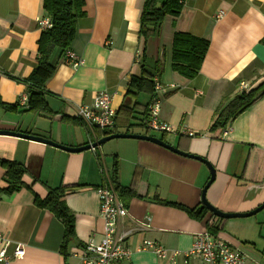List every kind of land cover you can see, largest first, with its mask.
Returning <instances> with one entry per match:
<instances>
[{
	"label": "crops",
	"instance_id": "obj_1",
	"mask_svg": "<svg viewBox=\"0 0 264 264\" xmlns=\"http://www.w3.org/2000/svg\"><path fill=\"white\" fill-rule=\"evenodd\" d=\"M84 1L85 16L77 22L69 50L85 63L74 68L55 52L52 62L57 70L46 83V100L53 112L48 115L27 111V102H20L28 97L23 81L30 77L39 59L38 41L43 31L39 20L47 17L43 0H0V104H19L15 109L0 105V130L35 135L68 147L85 146L106 137L103 132L107 131L91 129L82 120L65 121L63 117L73 120L79 106L91 105L99 92L109 91L116 112L122 106L134 110L135 126L129 131L117 128V133L144 135L146 128L136 125L147 117L153 95H130L128 90L131 78L146 71L158 77L163 87L159 95L160 122L174 130L154 136L164 135L165 141L175 147L183 136V150L191 137L188 133L193 132L188 152L206 158L215 167L218 182L226 179L235 187L236 197L229 205L222 204L213 186L207 191L209 202L227 213L249 212L263 204L264 183L239 186L236 180L248 148L264 150V95L240 113L219 139H210L205 133L223 101L264 82V0H184L181 14L166 16L159 34L146 43L139 35L146 0ZM164 1L158 0L159 6ZM221 11L225 15L218 18ZM176 32L210 43L194 79L172 69ZM143 98L146 100L142 101ZM0 159L23 164L27 170L24 182L31 187L12 195L0 192V233L25 250V255L11 264H81L76 254L90 240L98 244L102 239L104 222L97 188L111 183L116 160L120 184L130 186L135 173L141 180L140 197L122 200L131 218L151 219L150 228L127 240L133 255L119 264H173L150 252L139 253L137 248L149 239L168 250L187 251L197 234L208 231L204 222L164 204L171 202L189 208L201 204L202 190L210 178L208 168L151 142L122 139L109 146L102 144L81 154H71L40 142L0 135ZM4 173L0 167V179ZM58 187L71 188L65 202L75 214V240L66 251L62 249V221L35 204V196L45 198L50 189ZM235 225L225 222L218 235L264 263L262 223ZM121 226L127 229L134 224L129 218ZM175 264L203 263L197 257L180 256Z\"/></svg>",
	"mask_w": 264,
	"mask_h": 264
},
{
	"label": "trees",
	"instance_id": "obj_2",
	"mask_svg": "<svg viewBox=\"0 0 264 264\" xmlns=\"http://www.w3.org/2000/svg\"><path fill=\"white\" fill-rule=\"evenodd\" d=\"M84 6V0H43V9L47 18L51 19L52 27L42 31L38 41L39 59L37 66L30 77L23 81L27 84V111L53 115L46 100V96L49 93L46 90V83L54 76L57 70V65L52 62V57L58 51L59 58H62L66 51L69 50L76 36L77 22L85 16ZM182 7L183 4L180 3V0H165L160 6L158 0H146L140 17L139 30V35L144 43L159 34L166 16L178 17L181 14ZM209 46L210 43L203 38L176 32L172 46V69L187 79L196 78L201 70ZM153 80L154 76L146 71L140 77H132L128 94L149 93L154 96ZM262 95H264V82L257 88L249 89L223 101L217 109L213 124L205 133V136L213 140L219 139V135L224 132L228 125ZM0 105L9 109H15L19 106V104L15 106ZM145 108L147 110V107H143L144 110ZM133 113V109L122 106L117 111L116 129L103 132V135L109 136L117 133V128H125L129 131L135 126L132 124L134 120ZM63 120L80 121L77 117L73 120L63 117ZM142 121L136 127L145 128L142 125ZM150 132L151 130L146 128V134L150 135ZM162 138L165 140L164 135ZM190 138L192 137L187 138L188 142H186L185 149L183 148L186 152L188 151L189 145L187 144L190 143ZM183 139V136H181L179 148L184 142ZM0 167L5 171L0 179V192L12 195L23 189H31L24 182L27 170L23 164L17 161L0 159ZM111 179L112 185L124 202H128L134 197H140L138 192L141 180L136 173L130 186H123L118 182L117 160L114 164ZM236 182L239 186L264 183V150L255 146L248 148L243 169ZM69 189L71 188L58 187L50 189L45 198L35 196L37 207L50 211L62 221L65 228L63 251H66L69 244L75 240V214L65 202V196L69 193ZM164 204L186 211L192 218L204 222L208 232L213 235L221 233L224 230L225 222L228 221L214 216L202 203L192 208L171 202H165Z\"/></svg>",
	"mask_w": 264,
	"mask_h": 264
},
{
	"label": "built area",
	"instance_id": "obj_3",
	"mask_svg": "<svg viewBox=\"0 0 264 264\" xmlns=\"http://www.w3.org/2000/svg\"><path fill=\"white\" fill-rule=\"evenodd\" d=\"M184 0H180L183 4ZM225 12L221 11L218 18H222ZM39 26L45 30L52 27L50 18L39 20ZM141 58V52H137V59ZM65 62L74 68L84 65V60L71 50L64 55ZM154 96L148 105V114L142 121L145 128L167 134L174 133L169 125L160 122L161 99L160 93L163 87L158 77H154ZM243 87H245L243 85ZM28 97L21 99V104L27 102ZM113 94L109 91L99 92L91 105L78 107L75 116L84 121L91 129L100 131H114L116 129L117 112L112 106ZM193 137V132L188 133ZM100 203V216L104 222L103 236L100 243L90 240L82 251L76 254L81 264H119L130 260L133 251L127 246V240L137 232H143L150 228L151 219L134 221L128 208L120 198L112 183L97 188ZM133 227L124 229L122 223L129 219ZM137 252H150L161 260H170L173 264L180 256L188 259L199 258L203 264H264L240 246L232 245L219 235H213L208 231L197 234L192 247L187 251L168 250L163 244L144 239ZM25 255L24 246L13 242L0 233V264H11L13 261Z\"/></svg>",
	"mask_w": 264,
	"mask_h": 264
},
{
	"label": "water",
	"instance_id": "obj_4",
	"mask_svg": "<svg viewBox=\"0 0 264 264\" xmlns=\"http://www.w3.org/2000/svg\"><path fill=\"white\" fill-rule=\"evenodd\" d=\"M0 135L14 136V137L22 138V139L40 142L43 144H47V145L59 148L61 150L69 152V153H81L84 151H88V150L94 149V148H96V147H98L104 143H107L108 141L114 140V139H133V140H141V141L151 142V143L158 145L160 147H163V148H165V149H167V150H169V151H171L177 155L199 161V162L206 165V167L208 168V170L210 172V178L202 190L201 203L217 218L224 219V220H229L232 218H247V217H251V216L257 214L258 212H260L261 210L264 209V203L261 204L260 206H258L256 209L249 211V212L227 213V212H223V211L217 209L207 199V191L209 190V188L212 186V184L216 180V169H215V167L206 158H204L202 156H198V155H195V154L190 153L188 151L187 152L183 151L178 147L172 146L167 141H165L162 138V136L157 137V136L149 135V134L142 135V134L114 133V134L106 136V137H104V138H102L96 142L89 143L85 146L74 148V147H68V146L58 144L52 140H49V139H46L43 137L30 135V134H26V133H21V132H14V131L12 132V131L0 130Z\"/></svg>",
	"mask_w": 264,
	"mask_h": 264
},
{
	"label": "rangeland",
	"instance_id": "obj_5",
	"mask_svg": "<svg viewBox=\"0 0 264 264\" xmlns=\"http://www.w3.org/2000/svg\"><path fill=\"white\" fill-rule=\"evenodd\" d=\"M145 100H146V98L142 99V101H145ZM130 101H131V99L129 98L128 99V103ZM135 130H141V129L140 128H135ZM152 134L159 136V133L155 132V131H152ZM118 140H122V139H114V140L108 141L107 143H104V144L109 146L110 144H112L113 142H117ZM81 153H83V152H81ZM71 154H78V153H71ZM108 158H112V156L109 155ZM212 186H213V190L216 191L217 196L222 201L223 205H229L230 203H232V201L236 197V196L234 197V188L235 187L232 186L229 183V181L226 180V179L222 183L218 182L217 180H215V182L213 183ZM250 221H253L254 223L261 222L262 226H264V209L261 210L260 212H258L257 214L251 216V217H247V218H232V219L228 220L229 223L236 224L235 226L243 225V224L249 223Z\"/></svg>",
	"mask_w": 264,
	"mask_h": 264
}]
</instances>
